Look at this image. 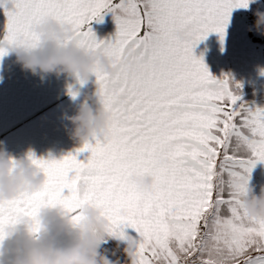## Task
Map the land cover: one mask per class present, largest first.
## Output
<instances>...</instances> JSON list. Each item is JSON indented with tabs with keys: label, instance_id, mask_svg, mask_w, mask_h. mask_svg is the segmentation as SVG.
Returning a JSON list of instances; mask_svg holds the SVG:
<instances>
[{
	"label": "snow or ice",
	"instance_id": "snow-or-ice-1",
	"mask_svg": "<svg viewBox=\"0 0 264 264\" xmlns=\"http://www.w3.org/2000/svg\"><path fill=\"white\" fill-rule=\"evenodd\" d=\"M249 0H0L10 46L36 47L34 31L54 18L74 28L83 50L118 59L113 73L95 72L101 104L111 113L106 139L97 138L62 159H28L44 185L0 203V240L44 206H60L80 219L86 204L99 207L113 235L136 230L133 264H264V221L242 212L240 195L264 162V109L242 103L230 77L217 80L195 47L210 33L223 42L232 12ZM107 12L114 38L97 39L92 22ZM191 34L181 42L179 30ZM129 50H134L129 55ZM84 85L83 81H80ZM75 98L78 92L69 88ZM90 151L84 162L81 152ZM150 174L151 192L132 181Z\"/></svg>",
	"mask_w": 264,
	"mask_h": 264
},
{
	"label": "clouds",
	"instance_id": "clouds-1",
	"mask_svg": "<svg viewBox=\"0 0 264 264\" xmlns=\"http://www.w3.org/2000/svg\"><path fill=\"white\" fill-rule=\"evenodd\" d=\"M255 2L257 0H249V5ZM254 15V28L264 35V11L257 9ZM34 31L41 37L39 46H10L8 54L14 53L22 69L39 76L41 81L51 74H68L87 85L93 82L98 69L110 75L119 63L118 59L104 51H87L78 47L73 39L74 28L70 24L49 18L37 24ZM176 38L181 42L188 41L191 34L181 29L177 31ZM133 52L129 50L128 54ZM94 96L95 108L87 102L93 96L87 95L76 114L66 117L72 125V128H66L70 138L81 145L97 138L104 140L108 136L111 113L102 106L96 84ZM45 181L43 171L31 160L13 157L0 148V203L13 200L22 192L36 191ZM132 181L143 192H151L155 183L150 174L135 175ZM240 200L242 212L248 218L264 221V187L257 195L255 187L248 181ZM79 216L80 219L74 221L73 214L63 207H41L36 218L40 225L38 235L34 232L36 221L30 218L7 230L0 240V264H121L119 257L111 259L110 250L104 247L109 240L117 241L116 250H111V255L116 256L123 244L122 251L133 264L137 249L135 238L113 235L110 221L95 205L81 206Z\"/></svg>",
	"mask_w": 264,
	"mask_h": 264
},
{
	"label": "crops",
	"instance_id": "crops-1",
	"mask_svg": "<svg viewBox=\"0 0 264 264\" xmlns=\"http://www.w3.org/2000/svg\"><path fill=\"white\" fill-rule=\"evenodd\" d=\"M257 9L264 11V0H257L247 8L234 9L223 42L220 34L213 32L194 49V54L203 58L213 77L222 80L227 76L232 83L242 86L238 89L241 102L252 108H256L257 101L264 100V44L254 39L264 38L254 31ZM7 19L0 7V40L7 33ZM91 26L98 40L108 41L116 35L117 25L111 12L104 15L102 22L93 21ZM16 60L14 53L0 60V148L16 158H28L32 153L36 158L59 160L69 153L76 154L83 145L70 138L66 128L72 125L66 117L76 114L87 95L93 96L87 102L96 107L95 77L87 85H81L68 74H51L41 81L39 76L24 71ZM70 87L78 92L75 98L69 93ZM90 156V151H84L79 153L78 159L87 162ZM256 165L263 168L251 173L250 185L259 195L264 187V162ZM125 232L139 239L131 227ZM116 245V240L104 245L110 250V258L119 257L121 264H130L122 251L123 244L116 256L111 255Z\"/></svg>",
	"mask_w": 264,
	"mask_h": 264
},
{
	"label": "rangeland",
	"instance_id": "rangeland-1",
	"mask_svg": "<svg viewBox=\"0 0 264 264\" xmlns=\"http://www.w3.org/2000/svg\"><path fill=\"white\" fill-rule=\"evenodd\" d=\"M256 35L260 36V37H263V35H260L255 29H254ZM256 108L259 107V108H262L264 109V100L263 99H260L259 101L256 102ZM263 168V166H260V165H256L255 168L252 170V172H258L259 170H261Z\"/></svg>",
	"mask_w": 264,
	"mask_h": 264
},
{
	"label": "trees",
	"instance_id": "trees-1",
	"mask_svg": "<svg viewBox=\"0 0 264 264\" xmlns=\"http://www.w3.org/2000/svg\"><path fill=\"white\" fill-rule=\"evenodd\" d=\"M254 39H256L258 42L264 44V38H256V37H254Z\"/></svg>",
	"mask_w": 264,
	"mask_h": 264
}]
</instances>
